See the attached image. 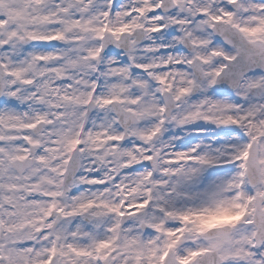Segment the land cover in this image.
<instances>
[{"label": "snow or ice", "instance_id": "1", "mask_svg": "<svg viewBox=\"0 0 264 264\" xmlns=\"http://www.w3.org/2000/svg\"><path fill=\"white\" fill-rule=\"evenodd\" d=\"M0 264H264V0H0Z\"/></svg>", "mask_w": 264, "mask_h": 264}]
</instances>
